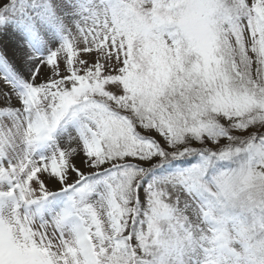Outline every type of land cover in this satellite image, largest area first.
Returning a JSON list of instances; mask_svg holds the SVG:
<instances>
[{"label":"snow or ice","instance_id":"obj_1","mask_svg":"<svg viewBox=\"0 0 264 264\" xmlns=\"http://www.w3.org/2000/svg\"><path fill=\"white\" fill-rule=\"evenodd\" d=\"M0 264H264V0H0Z\"/></svg>","mask_w":264,"mask_h":264}]
</instances>
